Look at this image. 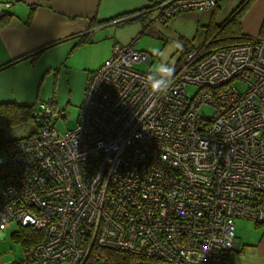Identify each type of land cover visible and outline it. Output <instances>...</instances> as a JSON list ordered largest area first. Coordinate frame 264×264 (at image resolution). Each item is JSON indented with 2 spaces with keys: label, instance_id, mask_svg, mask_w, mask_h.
Instances as JSON below:
<instances>
[{
  "label": "built area",
  "instance_id": "built-area-1",
  "mask_svg": "<svg viewBox=\"0 0 264 264\" xmlns=\"http://www.w3.org/2000/svg\"><path fill=\"white\" fill-rule=\"evenodd\" d=\"M219 1L163 0L156 19ZM137 38L89 74L73 128L56 130L52 101H38L35 130L4 147L0 231L41 237L0 264H84L101 249L128 264H227L235 221L264 225V37L190 48L164 95L135 68L153 60Z\"/></svg>",
  "mask_w": 264,
  "mask_h": 264
},
{
  "label": "crops",
  "instance_id": "crops-1",
  "mask_svg": "<svg viewBox=\"0 0 264 264\" xmlns=\"http://www.w3.org/2000/svg\"><path fill=\"white\" fill-rule=\"evenodd\" d=\"M162 1L0 0L11 4L0 6V13L7 12L0 20V103L52 101L55 112L79 108L89 74L109 58L115 43L131 42L116 38L113 27L129 21L121 19L143 14L147 32L184 45L177 59L168 61L173 64L185 50L204 42L211 21L220 25L243 0H220L214 9L183 11L166 21L156 19ZM241 32L264 37V0L251 2L241 18ZM249 222V233H235L227 264H264V225Z\"/></svg>",
  "mask_w": 264,
  "mask_h": 264
},
{
  "label": "rangeland",
  "instance_id": "rangeland-1",
  "mask_svg": "<svg viewBox=\"0 0 264 264\" xmlns=\"http://www.w3.org/2000/svg\"><path fill=\"white\" fill-rule=\"evenodd\" d=\"M166 20H169L166 19ZM144 24V28L148 25V22L142 20L127 21L120 23L119 26H114L116 33V38L121 42H130L136 36L137 41L134 47L139 50L146 52L151 56L154 62L148 65L146 62L136 63L135 68L139 71L149 73L150 70L161 63H167L168 61L177 59L179 53L178 48H183L184 45H174L169 41L165 42L163 38L156 37L152 32H147L146 28L143 30L141 26ZM143 30V31H142ZM125 40V41H124ZM153 49H157V52H153ZM173 63V62H172ZM175 63V62H174ZM174 65V64H170ZM235 86L239 90L244 89V85L239 82H235ZM190 92L194 91V88L189 87ZM209 110H206L208 113ZM79 114V108L77 106H68L65 110L60 112H55L52 115V122H54V127L56 130L63 132L66 129L73 128L77 117ZM35 130L34 123H25L20 125L9 126L4 129L3 137L4 139H14L21 138L30 135ZM0 164H6V154L4 149L0 151ZM252 228V223L249 221L238 220L235 223V233L242 234L249 233ZM21 233V227L12 222L9 227L5 230L0 231V260L4 263L19 261L23 257L24 247L20 239L16 235ZM58 264H66L64 262Z\"/></svg>",
  "mask_w": 264,
  "mask_h": 264
},
{
  "label": "trees",
  "instance_id": "trees-1",
  "mask_svg": "<svg viewBox=\"0 0 264 264\" xmlns=\"http://www.w3.org/2000/svg\"><path fill=\"white\" fill-rule=\"evenodd\" d=\"M253 0H243L232 11L229 17L220 25H215L211 21L205 28V43L208 48L235 44L243 41H248L252 37L245 36L241 32V18L245 11L250 6ZM216 8V7H215ZM0 20L7 16V12H1ZM136 18L144 20L145 16L140 15ZM135 18V19H136ZM166 21V20H165ZM261 38V37H259ZM86 38H81L80 42H86ZM179 44V43H178ZM189 50V49H188ZM188 50H185L187 52ZM36 113V103L27 104L20 102L0 103V151L4 149L7 143L20 138L4 139L3 131L5 128L13 125H20L25 123H33V118ZM22 138V137H21ZM7 174V165L0 164V183L4 180ZM21 240L23 247L36 243L41 233L36 232L32 228L21 227V233L16 235ZM103 259L96 256L95 251H91L84 264H128L131 255L114 249H101Z\"/></svg>",
  "mask_w": 264,
  "mask_h": 264
},
{
  "label": "clouds",
  "instance_id": "clouds-1",
  "mask_svg": "<svg viewBox=\"0 0 264 264\" xmlns=\"http://www.w3.org/2000/svg\"><path fill=\"white\" fill-rule=\"evenodd\" d=\"M153 52H157V49H153ZM175 67L167 63H161L154 66L148 75L146 80L148 87L152 93L157 95H164L172 85L174 81Z\"/></svg>",
  "mask_w": 264,
  "mask_h": 264
},
{
  "label": "water",
  "instance_id": "water-1",
  "mask_svg": "<svg viewBox=\"0 0 264 264\" xmlns=\"http://www.w3.org/2000/svg\"><path fill=\"white\" fill-rule=\"evenodd\" d=\"M138 15H134V17H137Z\"/></svg>",
  "mask_w": 264,
  "mask_h": 264
},
{
  "label": "flooded vegetation",
  "instance_id": "flooded-vegetation-1",
  "mask_svg": "<svg viewBox=\"0 0 264 264\" xmlns=\"http://www.w3.org/2000/svg\"><path fill=\"white\" fill-rule=\"evenodd\" d=\"M130 21V20H129Z\"/></svg>",
  "mask_w": 264,
  "mask_h": 264
}]
</instances>
